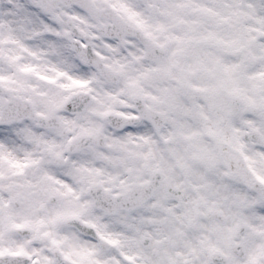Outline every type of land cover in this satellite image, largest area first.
I'll use <instances>...</instances> for the list:
<instances>
[{"label": "snow or ice", "instance_id": "6c2138e0", "mask_svg": "<svg viewBox=\"0 0 264 264\" xmlns=\"http://www.w3.org/2000/svg\"><path fill=\"white\" fill-rule=\"evenodd\" d=\"M0 264H264V0H0Z\"/></svg>", "mask_w": 264, "mask_h": 264}]
</instances>
